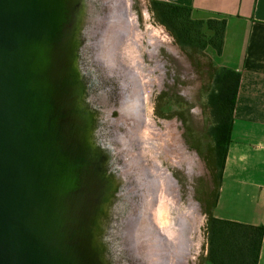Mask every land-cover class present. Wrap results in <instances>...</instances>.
<instances>
[{
  "label": "water",
  "instance_id": "obj_1",
  "mask_svg": "<svg viewBox=\"0 0 264 264\" xmlns=\"http://www.w3.org/2000/svg\"><path fill=\"white\" fill-rule=\"evenodd\" d=\"M85 11L86 0H0V264H112L101 205L121 177L94 142Z\"/></svg>",
  "mask_w": 264,
  "mask_h": 264
},
{
  "label": "rangeland",
  "instance_id": "obj_2",
  "mask_svg": "<svg viewBox=\"0 0 264 264\" xmlns=\"http://www.w3.org/2000/svg\"><path fill=\"white\" fill-rule=\"evenodd\" d=\"M118 2L126 3L127 17L136 29L135 41L131 42H134L135 51L127 60L122 57V51L115 52L116 56L112 55L111 62L104 59L103 55H105L107 46L104 47L105 43L102 46L104 37L100 36L102 43L96 47L98 49L96 51L100 55L98 66L104 72L103 77H109L110 73H114V71L108 69L110 66L106 65L107 62L108 65L112 63L113 67L125 64L126 67L123 68L125 70L132 63L128 71H131L138 80L141 79L139 81L141 84L146 83L142 89L146 94L148 93V99L143 103L144 124L141 133L138 132L137 135V132L134 131L133 134L125 138L120 132L118 135L117 130L112 133L114 130L109 131L108 129L107 136L108 139L114 141L113 148L111 149V146L107 144L103 146L101 140L98 144L110 149L105 152V155L103 151L102 157L103 155L107 156L103 161L109 162L110 169H118L122 180H126L124 175L129 177L130 170L133 169V176H142L144 179L152 180L153 178H163L161 182L158 180V188L151 187V201L148 203V212L143 217L145 223L133 226L134 233L132 235L128 228L129 239L126 238L125 242L127 250L142 264H180L181 262V264H207L205 226L207 213L212 208L214 201L211 168L213 172L216 170L212 142L206 132L209 125V112L204 106V97L211 84L212 74L222 67V63L219 55L210 45H206L203 49L199 47L182 49L166 28L155 20L149 10V0H118ZM202 31L207 38L211 34L206 26L202 27ZM135 52L136 54H134ZM144 79L145 81H143ZM148 132L149 134H146ZM141 134L143 137L140 136ZM166 144H169L170 147L169 145L167 147ZM168 150L170 153L172 152L171 154L175 152L177 157L175 154L171 155ZM159 151L160 153H158ZM154 164L158 170L153 168ZM149 165L151 166L149 167ZM159 169L164 173L161 174ZM165 193L169 194V199ZM185 211L190 213L186 220L190 229L188 226L185 227V236L189 241L190 249L180 262L178 255L177 257L174 255V250H176L178 241L179 222ZM159 218L162 220L161 222ZM171 232L173 234H170ZM164 240H168L170 245L168 241L165 243ZM170 259L173 261L171 262Z\"/></svg>",
  "mask_w": 264,
  "mask_h": 264
},
{
  "label": "bare ground",
  "instance_id": "obj_3",
  "mask_svg": "<svg viewBox=\"0 0 264 264\" xmlns=\"http://www.w3.org/2000/svg\"><path fill=\"white\" fill-rule=\"evenodd\" d=\"M127 9L128 8H127L126 3L124 2V4H122V2H118V0H108V1H106V0H86V11L84 12L83 23H82V27L84 29L83 33H84L86 41L80 50L81 54H80L78 64H80V69H81L80 72L81 73L86 72L87 76L90 75V78L93 77L92 81H91L93 83V85L91 87L92 89L89 90L90 93H89V95H87L86 98L92 104L98 105L99 109H100V113H101L99 116V119H98L99 124H96L93 128V134H94V139H95L94 142L101 140L103 143V146H105L107 144V145L111 146V149L113 148L112 145H113L114 141L108 139V136H107L108 129H109V131L111 129H113L114 131L112 130L113 131L112 133H115V130H117L118 132H116V133H118V135H120V133H121L122 136H124L125 138H127L128 135L133 134L134 131L137 132V135H138V132L141 133V131H143L142 130V126L144 124L143 103L145 100L148 99V93L146 94L144 92V90L142 89V87H144L143 85H145L146 83L144 82L145 84L144 83L141 84V82H139V81H141V79L138 80L131 71H128V70H130L129 68H131L130 66H132V63H131V65L129 64L130 66L127 67L126 70L123 69L126 67L125 64H123L124 67H122L123 65H120L123 69L122 70L120 66L113 67L112 63H110L108 65V62H107L106 65L110 66V67H108V69L111 71H114V73H110L109 77H103L104 72L98 66V60H99L100 55L97 52L98 49L96 47H98V45L102 43L101 37H104V42L102 43V46L104 43H105L104 47L106 48V46H107V49L105 51V55H103L104 59H107L111 62H112V55L116 56L115 52L122 51L123 52L122 57L124 58V60H127V59H129L128 57L131 56V53H133L135 51V48L133 46L134 42L133 43H131V42H132V40L135 41L136 29H134L133 24L131 23V20H129V18L127 17V14H128ZM129 38H130V40H129ZM134 54H136V52ZM114 61H115V59L113 60V62ZM105 62H104V64H105ZM115 63L118 64V62H115ZM126 64H128V63H126ZM137 66H139V65L137 64ZM135 68L134 69L132 68V69L135 70ZM137 76H139V75H137ZM143 81H145V79ZM89 131H91V130H89ZM145 131H147V130H145ZM146 134H149V132ZM140 136H142V134ZM147 138H149V137H147ZM88 140H89V138H88ZM107 140H108V142H107ZM148 140H150V139H148ZM170 143H172V142H170ZM151 145H153V144H151ZM166 145L168 147L169 144H166ZM136 146H138V145H136ZM141 146H143V145H141ZM148 146H150V145H148ZM145 147H147V145ZM169 147H170V145H169ZM164 148H165V146H164ZM151 149H152V147H151ZM107 150L110 151L109 148H107ZM148 150H150V149H148ZM133 151H136V150H133ZM141 151H143V150H141ZM160 151L158 153H160ZM168 152H169V150H168ZM173 153L175 154V152H173ZM136 154H138V153H136ZM139 154H141V153L139 152ZM174 154H171V155H174ZM175 157H177V154H175ZM104 159H105V157H102L101 160L103 161ZM153 160H155V159H153ZM174 160H175V158H174ZM137 161H139V160H137ZM141 163H142V161H141ZM155 165L156 164H154V166ZM150 166L151 165H149V167ZM146 167H147V165H146ZM153 168L156 169V166ZM155 169H154V172H155ZM150 170H152V169H150ZM156 170H158V169H156ZM115 171L117 173L119 172L118 169H115ZM130 171H131V175L129 177H127V175H124V176H126V180L121 179V181L118 182V186H116V187H118V189L115 193L114 200L110 204L105 203V204L101 205V207H102L101 219L102 220L100 222V224H101L100 228L102 231V235H104L103 239L106 241L105 243L102 244V248L104 249V253H105L104 256H105V258H107L108 255L106 253V249H107V247H109V250L111 252L110 257H111V263L112 264H142L141 261H139V259L137 260V258L132 257L131 253H129V251L127 250V247L125 244L126 238L129 239V237L127 236V233H128L127 230L129 228V230L131 231V235H132L134 233V229L132 230L133 226L134 227L137 225L140 226L141 223L142 224L145 223L143 217H145V213L148 212V208H149L148 203L151 201V199H150L151 187L152 186L157 187L158 186V180H160L159 182H161V180L163 179V178L162 179L160 178L161 175H159L160 177H158L160 179H157V178H153V180L150 178L144 179L142 176H140V177L133 176L134 169L130 170ZM159 171H160V169H159ZM162 173H164V172H161V174ZM117 175H119V177H121L120 173H118ZM147 177H149V176H147ZM128 178H129V180H128ZM167 184H169V182H167ZM155 193H157V192H155ZM166 195L168 197L169 194H166ZM159 196H162V195H159ZM169 197H168V199H169ZM163 200H164V197H163ZM169 201L171 202V200H169ZM153 202H154V200H153ZM153 205H154V203H153ZM184 208H186V207H184ZM180 215H182V214H180ZM188 216H190V213L188 211H185L183 216L180 219L179 232L177 234L178 241L176 243V248H175L176 250H174L175 251L174 255H176V257L178 255V260L180 259V262H181V258L183 259V257L187 254V252L190 249L189 248V241L185 236V233H186L185 227L188 226L190 229L189 223L186 221V220H188L187 219ZM159 220H160V218H159ZM161 221L162 220H160V222ZM165 221H167V220H165ZM160 224H162V223H160ZM168 227H167V229H168ZM157 231H158V229H157ZM167 233H169L168 230H167ZM187 233H188V230H187ZM170 234H173V233L171 232ZM159 235H160V233H159ZM165 235H167V234H165ZM167 238H165V239H167ZM167 241L168 240H166L165 243ZM168 244H169V241H168ZM169 248H170V246H169ZM165 250H167V249H165ZM176 257H174V258H176ZM172 261L173 260H171V262ZM176 263H177V261H176Z\"/></svg>",
  "mask_w": 264,
  "mask_h": 264
},
{
  "label": "crops",
  "instance_id": "obj_4",
  "mask_svg": "<svg viewBox=\"0 0 264 264\" xmlns=\"http://www.w3.org/2000/svg\"><path fill=\"white\" fill-rule=\"evenodd\" d=\"M162 1L190 7L193 19L226 21L219 59L240 72V80L212 214L264 226V0ZM256 264H264V232Z\"/></svg>",
  "mask_w": 264,
  "mask_h": 264
},
{
  "label": "trees",
  "instance_id": "obj_5",
  "mask_svg": "<svg viewBox=\"0 0 264 264\" xmlns=\"http://www.w3.org/2000/svg\"><path fill=\"white\" fill-rule=\"evenodd\" d=\"M149 10L155 20L170 33L184 50L191 47L203 49L210 45L217 55L221 53L225 30V19H193L191 8L162 0H149ZM211 32L205 37L202 27ZM240 80V72L221 67L214 71L211 84L204 97V106L209 112L206 130L212 142L215 170L212 171L214 201L207 213L206 259L210 264H256L264 232L263 225H249L216 218L212 209L218 198V190L230 143L233 108Z\"/></svg>",
  "mask_w": 264,
  "mask_h": 264
}]
</instances>
